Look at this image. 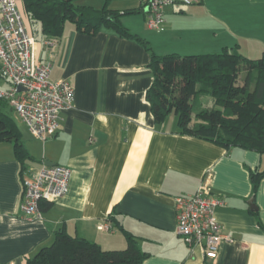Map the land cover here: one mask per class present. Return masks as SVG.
I'll return each mask as SVG.
<instances>
[{"label": "crops", "instance_id": "1", "mask_svg": "<svg viewBox=\"0 0 264 264\" xmlns=\"http://www.w3.org/2000/svg\"><path fill=\"white\" fill-rule=\"evenodd\" d=\"M136 7L135 0L109 3L119 11ZM125 19L123 25L157 55L228 48L257 59L264 52V0H200L169 8L164 30L155 35ZM30 31L34 61L49 63V81L67 82L74 96L53 137L42 142L19 128L33 158L25 168L49 162L69 168L71 176L64 197L39 218H23L20 166L11 144L0 143V264H26L59 229L103 250H123L125 237L111 220L148 254L142 264H264V178L254 194L249 180V170L264 172V154L181 135L169 117L156 124L146 101L153 81L150 55L134 40L109 30L89 36L66 23L49 48L40 25ZM202 185L221 201L216 219L233 239L221 244L213 261L175 233V198L193 195ZM101 225L111 229L99 230Z\"/></svg>", "mask_w": 264, "mask_h": 264}, {"label": "trees", "instance_id": "2", "mask_svg": "<svg viewBox=\"0 0 264 264\" xmlns=\"http://www.w3.org/2000/svg\"><path fill=\"white\" fill-rule=\"evenodd\" d=\"M81 0H19L30 24L38 23L48 39L59 40L66 23L81 34L93 36L109 30L120 38L134 40L150 55L148 68L152 84L146 101L156 124L175 116L178 132L224 149L242 148L264 154V52L249 59L223 48L214 54L157 55L150 43L132 33L122 23L125 15L140 14L138 7L113 10L104 0L100 9L79 6ZM32 36L33 34L30 33ZM243 70V72H242ZM197 98L210 99L206 106ZM9 107L0 101V143H10L20 166L33 161L22 139L15 119L4 112ZM264 178V172L249 170L253 194ZM51 203L42 202L41 212ZM113 227L123 233V250H103L98 244L59 229L50 245L26 258V264H142L148 254L138 240L115 220Z\"/></svg>", "mask_w": 264, "mask_h": 264}, {"label": "built area", "instance_id": "3", "mask_svg": "<svg viewBox=\"0 0 264 264\" xmlns=\"http://www.w3.org/2000/svg\"><path fill=\"white\" fill-rule=\"evenodd\" d=\"M200 0H135L149 30H164V13L169 8L191 6ZM35 39L28 33L16 0H0V101L14 111L29 133L42 142L53 137L59 127L60 113L73 101V89L65 81L51 82L49 63L34 61ZM57 39L43 44L56 46ZM21 88L22 90H19ZM70 169L60 165H42L38 169L24 168L20 175L21 199L19 210L23 218L41 216L40 204H54L69 188ZM221 201L211 196L204 185L193 195L175 198V233L188 246H197L203 257L217 258L222 243H233L223 234L215 210ZM99 230H110L101 225Z\"/></svg>", "mask_w": 264, "mask_h": 264}, {"label": "rangeland", "instance_id": "4", "mask_svg": "<svg viewBox=\"0 0 264 264\" xmlns=\"http://www.w3.org/2000/svg\"><path fill=\"white\" fill-rule=\"evenodd\" d=\"M16 1L18 3V9H19L20 14L22 15V18H23V21H24V23H25V25L27 27L28 33H31L30 29L35 31V29H37L39 24L38 23L30 24L26 14L24 13V10L21 7V4H20L19 0H16ZM113 2H114V0H113ZM102 3H104V0H81V1L77 2L76 5H79V6H92V7L96 8V9H98V8L101 7ZM109 3H110V1H109ZM132 3H134V2H132ZM123 17H124V21H126L125 18H127L129 20H135V22H137L139 24V26L142 28L143 32H147V33H149L151 35H155V31L149 30L146 27L144 16L141 13L140 14H134V15H125ZM67 25H70V23H67ZM159 55H163V54H159ZM6 87H7V85L0 80V88L6 89ZM197 101L203 102L204 105H206V106H210L211 105L210 99H207V98H197ZM4 112L6 114L12 116L15 119L18 128H20L23 131V134L27 133L29 135V131H28L27 127H25V125L21 122V120L16 116V114L14 113V111L10 107H5L4 108ZM174 119H175L174 115L171 114L169 116L168 121H171V120H174Z\"/></svg>", "mask_w": 264, "mask_h": 264}, {"label": "water", "instance_id": "5", "mask_svg": "<svg viewBox=\"0 0 264 264\" xmlns=\"http://www.w3.org/2000/svg\"><path fill=\"white\" fill-rule=\"evenodd\" d=\"M19 90H22V89L19 88ZM44 163H45L46 166H52V165H54L53 163H49V162H44ZM248 204H249L250 208H251V205H253V204H252V201L249 202Z\"/></svg>", "mask_w": 264, "mask_h": 264}]
</instances>
